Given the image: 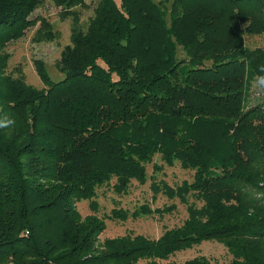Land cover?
<instances>
[{
  "label": "trees",
  "instance_id": "16d2710c",
  "mask_svg": "<svg viewBox=\"0 0 264 264\" xmlns=\"http://www.w3.org/2000/svg\"><path fill=\"white\" fill-rule=\"evenodd\" d=\"M41 1L0 0V119L15 121L0 129V264H157L207 240L226 247L230 264H264V108L246 101L264 47L244 37L264 38V0H92L85 29L86 0H53L73 19L71 43L61 80L35 63L39 89L6 71L5 46L36 22L52 39L30 17ZM156 154L193 171L162 187L186 219L98 250L105 222L76 203L90 199L96 211V187L112 178L118 194L144 183Z\"/></svg>",
  "mask_w": 264,
  "mask_h": 264
},
{
  "label": "rangeland",
  "instance_id": "374dc122",
  "mask_svg": "<svg viewBox=\"0 0 264 264\" xmlns=\"http://www.w3.org/2000/svg\"><path fill=\"white\" fill-rule=\"evenodd\" d=\"M86 4L88 7L81 9L79 18L83 29L88 25V19L92 16L94 6L92 0H86ZM30 17L43 18L50 26L52 39L42 36L44 28L39 22L27 28L20 38L9 41L5 46V51L9 54L6 71L14 77L22 76L27 84L34 87L46 88L36 73L35 63H44L47 73L53 81L63 78L62 73L58 71L57 61L60 58L61 50L71 43L73 19L70 15L63 14L53 0H42ZM244 37L248 46L264 47V38L261 35L245 34ZM254 81L255 79L252 81L246 97L247 105L264 108V94H257L253 87ZM160 156V154L154 155L152 162L146 164L147 178L145 182L131 180L128 188L122 194H118L113 188L115 178L97 186L93 197L97 202L96 211L91 210L90 199L80 200L76 203V209L82 217L96 214L105 222V229L96 237L97 242L94 244L98 250L103 251L105 247L107 248L103 244L105 240L127 234L132 236L142 234L148 238H158L164 230L177 227L186 219V206L178 198H168L162 187L163 183L174 187L183 180L191 181L193 171L183 169L178 162L168 166L163 163ZM154 163L158 168L153 166ZM153 182L159 189L158 191L153 188ZM259 185H264V182ZM261 191L264 189L262 188ZM171 204L175 205L171 212H163L161 215L157 211V209L162 210L164 206ZM148 209L151 210V213L145 211ZM198 255L207 257L211 264H230L232 260L231 254L223 244L215 240H207L192 248L176 252L167 259L156 260V262L157 264H182L185 260ZM137 264L149 263L146 260H140Z\"/></svg>",
  "mask_w": 264,
  "mask_h": 264
},
{
  "label": "clouds",
  "instance_id": "9594fccd",
  "mask_svg": "<svg viewBox=\"0 0 264 264\" xmlns=\"http://www.w3.org/2000/svg\"><path fill=\"white\" fill-rule=\"evenodd\" d=\"M260 72L264 73V66L260 68ZM253 87L257 91L258 95L264 94V74H261L255 78ZM14 123L15 121L8 119V118L0 119V129L9 128Z\"/></svg>",
  "mask_w": 264,
  "mask_h": 264
}]
</instances>
